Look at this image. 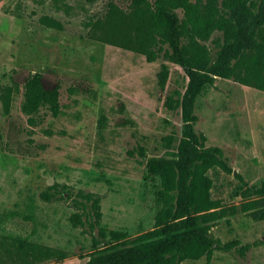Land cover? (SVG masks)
Segmentation results:
<instances>
[{
	"label": "rangeland",
	"instance_id": "374dc122",
	"mask_svg": "<svg viewBox=\"0 0 264 264\" xmlns=\"http://www.w3.org/2000/svg\"><path fill=\"white\" fill-rule=\"evenodd\" d=\"M110 2L129 9L130 0H0V84L13 88L8 113L0 101V264H82L102 239L99 227L102 246L112 229L132 236L153 225L159 181L136 148L143 147L145 157L168 156L173 149L176 140L166 145L163 137L180 134L181 117L163 99L181 87L182 71L161 56L147 61L98 40L96 23ZM217 34L205 40L212 51ZM161 63L169 69L165 89L156 78ZM33 72H40L45 88L58 89L56 115L44 106L34 113L22 108L23 92L14 85ZM193 111L194 128L206 145L221 147L232 167L230 173L207 171L211 196L236 207L216 220L211 233L222 242H256L243 255L214 249L209 260L182 264H264V219L239 209L247 196L235 175L248 184L264 180V90L218 78L202 87ZM54 182L67 191L44 200L40 192ZM78 192L100 198L93 226ZM74 213L82 222L72 221ZM46 247L62 257L45 256Z\"/></svg>",
	"mask_w": 264,
	"mask_h": 264
},
{
	"label": "trees",
	"instance_id": "16d2710c",
	"mask_svg": "<svg viewBox=\"0 0 264 264\" xmlns=\"http://www.w3.org/2000/svg\"><path fill=\"white\" fill-rule=\"evenodd\" d=\"M41 21L49 26L60 24L50 18ZM211 37L216 48L205 42ZM95 36L123 48L143 54L147 61L161 56L179 65L182 84L169 91L163 104L170 110L179 109L180 134L163 137L166 145L176 143L167 155L145 157L143 147L136 152L146 169L157 176L155 198L158 208L151 228L128 235L112 229L109 240L100 246V237L82 264H182L185 259L202 256L209 260L214 249L236 250L240 255L256 241L240 244L238 239L222 242L211 233V226L236 207H223L219 198L211 196L208 169L217 167L232 172V167L218 145H206V136L194 128L197 115L193 106L206 84L218 78H231L244 85L264 90V0H130L125 12L109 3L104 18L96 23ZM40 72L30 73L22 86V108L28 113L46 107L52 114L60 111L59 91L45 88ZM169 69L160 64L157 84L165 89ZM12 86L0 84V101L6 113L10 111ZM135 151V150H134ZM133 153L132 150H128ZM246 200L239 209L254 220L264 219V180L259 185L248 184L241 174ZM67 191L65 184L51 183L40 192L44 200ZM79 203H87L85 218L92 224L99 218V196L77 193ZM76 200V199H75ZM74 223L82 222L81 214L72 215ZM89 221V220H88ZM47 256L62 257L60 251L46 247Z\"/></svg>",
	"mask_w": 264,
	"mask_h": 264
}]
</instances>
